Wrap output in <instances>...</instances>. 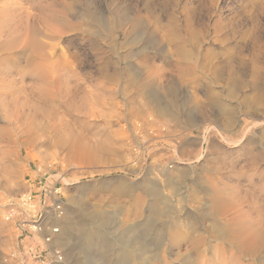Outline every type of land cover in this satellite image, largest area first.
Instances as JSON below:
<instances>
[{"label":"rangeland","instance_id":"1","mask_svg":"<svg viewBox=\"0 0 264 264\" xmlns=\"http://www.w3.org/2000/svg\"><path fill=\"white\" fill-rule=\"evenodd\" d=\"M1 70L0 101L37 102L43 74L78 109L22 145L0 108V197L32 194L0 207V264H264V240L229 254L240 206L212 207L264 231V0H0Z\"/></svg>","mask_w":264,"mask_h":264},{"label":"bare ground","instance_id":"2","mask_svg":"<svg viewBox=\"0 0 264 264\" xmlns=\"http://www.w3.org/2000/svg\"><path fill=\"white\" fill-rule=\"evenodd\" d=\"M34 30H35V28H32L31 32H34ZM13 32H14V30H13ZM31 44L33 45V47H37V45H38L37 41L33 40V39L31 40ZM27 54H28V51H27ZM22 56H23V53L17 55L15 58L20 59V57H22ZM33 56H35V55H33ZM0 72L3 73L2 70ZM5 73H8V71H6ZM36 79H37L38 84L40 86L39 88H37V93L39 96L37 102H31V101L29 102L26 98L19 99L18 94L16 96H13V93L10 92L9 89H5V90L3 89V92H1L4 96L0 101V108L2 110H4V112L9 113V117L13 120V123L15 124V126L13 125L14 132H15V130L18 129V132L16 134L17 135L16 136L17 141L19 140V142L22 145H24V143L28 142V140H30V138L33 137L32 135H31V137L29 136V134H32L31 132H33L35 130L38 131L39 129L45 131L46 127L40 125L38 120L48 121V123H50L48 126L50 128L54 129V128H56L57 123L61 122V119H62V116L59 115V111H60L61 107L68 110V111L71 109L72 110L78 109V106L75 104L74 93L70 90V88H68V87L63 88L62 86L56 85V84H50V85L48 84L49 88L44 87L43 85H41L45 81L43 74L42 75L38 74ZM63 97H65V99H66L65 101H61V98H63ZM49 121H52V122H49ZM4 129H6V128H4ZM47 131H49V130H47ZM18 133H20V134H18ZM57 133H60V130H57ZM9 137L11 138V136H9ZM60 142H62V141H60ZM73 143H74L73 145H78V146H81L83 148H87L88 150L92 149V148H88V146H86L83 142L74 141ZM82 150H84V149H82ZM263 173H264V171H262L260 174H263ZM243 202H244V200L235 199L233 197H229V199H227L224 196L213 195L212 207L214 210L219 211L218 213L221 212V213L225 214L226 212H228V209H234V208H237L240 206V208L235 209V211H236L235 213H237V215L228 219V221L230 223L228 226L229 229H227L228 232L225 234V237L223 238L228 242V244L232 245L233 249H230L229 254H231L232 256H236L237 258H240V257L243 258V256H245V255H251V254L255 253L260 248V246L264 240V231L262 230L263 227L262 226L259 227V223L262 221L258 222V220H257V222H258L257 225H253L254 220H252L251 214H245V216H243L242 218H241V216H239L240 213H241V215H243L246 211V210L245 211L241 210V206H242V204H244ZM252 204L256 205L255 202L253 203V201H252ZM250 209H248V210H250ZM256 209H257V206H256ZM55 212H56V214H58L60 216L62 214L61 211L56 210V209H55ZM55 212H53V215L56 217ZM254 215H256V214H254ZM45 235L46 234H44L42 236L44 237ZM183 235H184V233H183ZM179 236H180V233H179ZM51 238H53L52 233H51ZM196 238H197V236H196ZM178 239L180 240L181 237H179ZM185 239H188V237ZM196 242H198V241H196ZM200 245L201 244H199V246ZM229 259L232 260L233 258L229 257Z\"/></svg>","mask_w":264,"mask_h":264},{"label":"built area","instance_id":"3","mask_svg":"<svg viewBox=\"0 0 264 264\" xmlns=\"http://www.w3.org/2000/svg\"><path fill=\"white\" fill-rule=\"evenodd\" d=\"M32 203V194L31 192H24L23 194H21L19 197H17L16 201L12 200L11 198H1L0 197V207H3L4 210V217L6 220H9L11 217H13L16 213V207H20V208H25L27 206H29ZM56 210H59L62 212V208L59 204H56L55 206ZM20 213V212H19ZM20 215V214H18ZM23 226V230H26V228H24V222L20 223ZM32 227L31 231H40L41 230V226L38 222H35V224L30 225ZM30 231V230H29ZM56 232H58V228L57 227H51L49 229L48 234H46L43 237V241L46 244H49L51 241V233L52 234H56ZM47 249V248H46ZM47 254H49L50 256L53 257V261H58L59 259H61V254L58 250L56 249H51L48 248L46 251ZM15 255V254H14ZM14 261L11 264H19L18 262V257L14 256ZM51 261V262H53ZM50 261H46V257L41 256V255H36L34 257V261L33 262H28V261H24L21 262V264H50Z\"/></svg>","mask_w":264,"mask_h":264},{"label":"crops","instance_id":"4","mask_svg":"<svg viewBox=\"0 0 264 264\" xmlns=\"http://www.w3.org/2000/svg\"><path fill=\"white\" fill-rule=\"evenodd\" d=\"M25 240V241H24ZM23 240V242L26 244V248L28 249V246H33L34 245V243H35V236L33 235V236H28L27 238H25ZM26 249V250H27Z\"/></svg>","mask_w":264,"mask_h":264}]
</instances>
